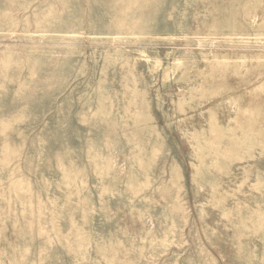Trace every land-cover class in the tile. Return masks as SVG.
<instances>
[{"label":"rangeland","instance_id":"obj_1","mask_svg":"<svg viewBox=\"0 0 264 264\" xmlns=\"http://www.w3.org/2000/svg\"><path fill=\"white\" fill-rule=\"evenodd\" d=\"M0 264H264V0H0Z\"/></svg>","mask_w":264,"mask_h":264}]
</instances>
